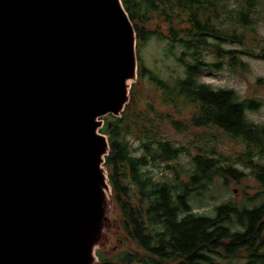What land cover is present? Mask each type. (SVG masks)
Segmentation results:
<instances>
[{"label":"water","instance_id":"water-1","mask_svg":"<svg viewBox=\"0 0 264 264\" xmlns=\"http://www.w3.org/2000/svg\"><path fill=\"white\" fill-rule=\"evenodd\" d=\"M138 70L123 0H0V264H101Z\"/></svg>","mask_w":264,"mask_h":264},{"label":"trees","instance_id":"trees-1","mask_svg":"<svg viewBox=\"0 0 264 264\" xmlns=\"http://www.w3.org/2000/svg\"><path fill=\"white\" fill-rule=\"evenodd\" d=\"M123 2L138 33V74L148 75L163 91L155 93L144 107L134 108L130 103L121 116L105 117L102 132L109 135L111 146L106 166L118 213L115 221L124 235L122 246L124 241L127 246L113 256L97 250L101 264H223L219 259L243 253L242 264H264V122L247 115L264 102L201 80L205 72L223 63L245 65L242 57L252 52L226 48L223 43H244L246 33L238 34L233 25L249 32L255 28L264 0ZM157 16L170 27L168 36L159 37L189 51L184 76L172 82L144 66L140 55V46L163 33L146 28ZM223 17L225 24L219 23ZM207 53L213 55L212 60ZM136 86L134 83L131 94ZM156 98L177 107L193 106L188 120L171 119L169 124L180 133L204 130L195 137H202L210 146L193 153L166 134L161 126L163 114L155 108ZM207 128L240 138L245 150L227 155ZM172 161L178 165L170 166ZM155 165L160 167L156 172ZM245 169L258 183L256 196L225 200L214 206L213 214L194 210V203L218 182L228 186L231 180H244L248 176ZM194 198L197 200L192 202Z\"/></svg>","mask_w":264,"mask_h":264},{"label":"rangeland","instance_id":"rangeland-1","mask_svg":"<svg viewBox=\"0 0 264 264\" xmlns=\"http://www.w3.org/2000/svg\"><path fill=\"white\" fill-rule=\"evenodd\" d=\"M219 23L225 24V17L219 20ZM146 25L148 30H152L153 28L163 33L153 35L151 39L140 46L142 47L140 55L143 58L144 66L159 74L161 77L168 79L170 82H172L177 76H184L185 66L183 65L188 60L189 51L176 47L172 42H169L168 38L159 37V34H164L166 36L169 35L170 27L162 18L157 16L152 20H149ZM233 29H235L238 34L246 33L244 36V43L227 42L223 43V46L226 48L249 50L252 52V55H245L242 57L245 62L243 67H233L229 65V63L228 65L223 63L214 71L205 72L201 80L216 88H234L243 97H254L264 102V83L258 82L259 79L264 80V57L262 56L264 53H260L261 51L264 52V11L260 14V19L256 23L255 28L252 30L250 29L251 33L248 28L243 26L233 25ZM207 57L212 60L213 55L211 53H207ZM246 66L247 68L245 69ZM135 83H137V86L134 89V94H131V98L128 103H132L134 108H136V106L144 107L147 102L151 103L155 98L154 94H161L163 91L156 86V83L153 82L148 75L141 77V75L138 74V79ZM155 108L163 114L164 121L161 123V126H163L164 132L171 136L174 141L184 144L187 149L191 150L193 153L203 151L204 148L210 146V143L200 139L202 137H195L197 132H202L204 130L193 129L196 132L195 134H192L191 132L180 133L169 124L171 119L179 121L188 120L191 112L194 111L193 106L186 108L177 107L175 105L164 104L160 98H156ZM247 115L251 120L264 122V104L257 111H250ZM206 130V132L216 135L217 139L213 141L219 144V149L223 150L224 153H227V155L236 156L238 153H242L245 150L244 142L240 138H231L221 129L215 131L207 128ZM196 145L198 146L197 150L194 147ZM156 165L152 168L155 172L160 169V167ZM169 165L175 166L178 165V163L176 161H172ZM245 170L248 176H246L240 183L231 180L229 185L225 186L220 181L218 182V185L209 189L203 198L199 199L200 201L194 203V210L197 212L213 214L214 206L225 200L233 199L235 201H243L246 198L256 196L258 193V183L255 178L250 175L248 169ZM195 199L196 198L192 199V202H194ZM117 216L118 213L115 209V205L113 204L110 214V225L104 244L100 248L102 251L106 252L108 256H113L120 249H124L127 246L126 241H124L125 243L122 246L123 241L121 237L123 233L115 221L118 219ZM244 256L245 254L243 253L242 255L239 254V256L234 257H219L223 258L219 260L223 264H242Z\"/></svg>","mask_w":264,"mask_h":264}]
</instances>
